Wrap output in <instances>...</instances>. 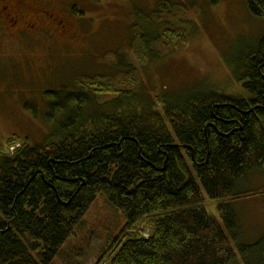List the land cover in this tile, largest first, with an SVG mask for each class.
<instances>
[{"label": "trees", "instance_id": "1", "mask_svg": "<svg viewBox=\"0 0 264 264\" xmlns=\"http://www.w3.org/2000/svg\"><path fill=\"white\" fill-rule=\"evenodd\" d=\"M249 6L264 18V0ZM149 21L151 46L177 48L188 37ZM244 52L234 66L238 97L209 88L181 99L147 94L138 109L94 115L93 98L115 90L97 82L90 93H48L51 115L69 116L65 136L4 155L0 264H52L100 195L126 225L97 264H264V237L245 240L234 208L249 174L264 171V35Z\"/></svg>", "mask_w": 264, "mask_h": 264}, {"label": "rangeland", "instance_id": "2", "mask_svg": "<svg viewBox=\"0 0 264 264\" xmlns=\"http://www.w3.org/2000/svg\"><path fill=\"white\" fill-rule=\"evenodd\" d=\"M79 7L85 13L74 20L82 24V37L70 49L62 43L67 50H27L18 36L11 37L13 47L0 49V165L22 143L35 147L65 136L69 116L51 115L47 94L53 91L90 93L97 82L115 90L93 98L87 113L94 115L138 109L147 94L181 99L209 88L238 97L245 91L236 81V58L264 35V18L252 13L249 0H80ZM149 18L157 28L168 23L186 28L184 44L151 46ZM242 38L247 42L241 44ZM122 90L132 91L129 101ZM117 99L121 105L113 103ZM14 137L20 141L9 148ZM246 181L234 208L244 239L253 243L264 237V171L252 172ZM207 204L214 213V204ZM125 225L123 212L100 195L52 264H97ZM142 234L148 237L149 231Z\"/></svg>", "mask_w": 264, "mask_h": 264}, {"label": "flooded vegetation", "instance_id": "3", "mask_svg": "<svg viewBox=\"0 0 264 264\" xmlns=\"http://www.w3.org/2000/svg\"><path fill=\"white\" fill-rule=\"evenodd\" d=\"M79 2L0 0V49L14 46L10 43L12 36L22 38L20 47L27 50L70 49L82 37V24L74 20L85 13ZM62 43L67 49L60 48Z\"/></svg>", "mask_w": 264, "mask_h": 264}]
</instances>
